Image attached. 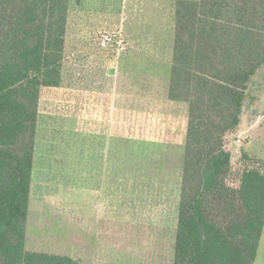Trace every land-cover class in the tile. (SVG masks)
<instances>
[{"label": "trees", "instance_id": "trees-1", "mask_svg": "<svg viewBox=\"0 0 264 264\" xmlns=\"http://www.w3.org/2000/svg\"><path fill=\"white\" fill-rule=\"evenodd\" d=\"M168 10L169 27L152 38L127 31L134 46L124 53L141 98L159 84L185 109L173 264H254L264 159L234 157L232 145L245 111L264 127V0H173ZM92 14L81 1L0 0V264H79L28 250L26 228L42 92L91 80L67 40Z\"/></svg>", "mask_w": 264, "mask_h": 264}, {"label": "rangeland", "instance_id": "rangeland-1", "mask_svg": "<svg viewBox=\"0 0 264 264\" xmlns=\"http://www.w3.org/2000/svg\"><path fill=\"white\" fill-rule=\"evenodd\" d=\"M80 1L99 14L72 31L67 49L83 54L91 80L42 92L26 248L71 254L79 264H173L185 109L164 100L157 81L141 98L129 78L136 60L126 55L134 46L127 31L152 38L169 27L173 0H74V6ZM104 32L116 35L108 48L97 41ZM98 67L115 72L105 80ZM252 118L242 115L234 157L246 150L264 159V127H253L260 117ZM51 207L52 215L43 214ZM50 217L53 225L35 237V226ZM255 264H264V232Z\"/></svg>", "mask_w": 264, "mask_h": 264}, {"label": "crops", "instance_id": "crops-1", "mask_svg": "<svg viewBox=\"0 0 264 264\" xmlns=\"http://www.w3.org/2000/svg\"><path fill=\"white\" fill-rule=\"evenodd\" d=\"M125 1V0H124ZM54 211V209L51 207V208H45L44 209V213L43 214H48V215H52V212ZM37 214V212L35 213V215ZM37 217H39V218H41V216H42V213H41V211L40 212H38V214L36 215ZM43 219V218H42ZM44 221H46V222H44V225H41V224H37L36 226H35V229H34V236L36 237L40 232H42V231H44V229H45V227H51L52 225H53V223L51 222L52 221V219H51V217L47 220V218L46 219H43ZM34 223H35V219H34ZM263 232H264V230H263ZM262 236H263V234H262ZM261 240H262V238H261ZM260 245H261V242H260ZM259 248H260V246H259ZM258 253H259V251H258ZM55 254V253H54ZM61 255V254H60ZM65 255H67V254H65ZM68 256H71V257H73V258H75L76 260H78V261H80L81 259L79 258V257H75L74 255H71V254H69ZM257 258H258V256H257ZM256 261H257V259H256ZM256 261H255V263H256ZM254 263V264H255Z\"/></svg>", "mask_w": 264, "mask_h": 264}, {"label": "built area", "instance_id": "built-area-1", "mask_svg": "<svg viewBox=\"0 0 264 264\" xmlns=\"http://www.w3.org/2000/svg\"><path fill=\"white\" fill-rule=\"evenodd\" d=\"M116 35L110 33V32H105L101 35L100 37V45L101 47L103 48H108L110 47L115 41H116V38H115ZM239 141H241L239 139Z\"/></svg>", "mask_w": 264, "mask_h": 264}, {"label": "water", "instance_id": "water-1", "mask_svg": "<svg viewBox=\"0 0 264 264\" xmlns=\"http://www.w3.org/2000/svg\"><path fill=\"white\" fill-rule=\"evenodd\" d=\"M114 72H115V69L114 68H110L109 69V73L112 75V74H114Z\"/></svg>", "mask_w": 264, "mask_h": 264}]
</instances>
